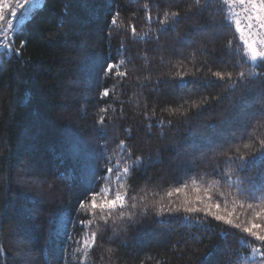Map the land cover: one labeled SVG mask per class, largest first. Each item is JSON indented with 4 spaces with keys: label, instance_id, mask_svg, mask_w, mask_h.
Wrapping results in <instances>:
<instances>
[{
    "label": "trees",
    "instance_id": "trees-1",
    "mask_svg": "<svg viewBox=\"0 0 264 264\" xmlns=\"http://www.w3.org/2000/svg\"><path fill=\"white\" fill-rule=\"evenodd\" d=\"M203 4L205 0H200ZM42 5L39 15L30 24L25 23V34L16 36L12 50L19 52L0 54V202L6 197L8 203L0 232L6 255L0 254V264H19L13 229L19 224L17 213L24 205L18 187L20 162L29 158L21 151L19 141L37 126L33 112L43 120L30 157L65 173L72 184L58 209L65 219L73 218L76 199L94 186L93 174L103 177L100 188L127 191L133 199L126 205L136 206L113 210L107 217L111 228L105 230L106 211L93 214L90 202H86L74 218L84 221V226H69L67 238L62 229L54 239H49L52 225L46 215L52 208L48 206L45 213L27 221L30 228L38 225L37 231L31 229L35 256L29 261L56 264L63 248L71 264H201L199 256L228 234L233 264H264V257L253 252L257 248L264 252V245L253 243L242 232H232L206 213L165 217L163 224L155 215L160 204L194 201L197 187L212 191L214 200H205V204L219 199L220 214L225 206L231 211L237 198L228 195L236 191L229 184L245 179V174L222 159L216 148L233 139L229 129L221 127V120L233 112L245 89L260 86L264 61L253 64L228 20L222 29L210 31L204 38L193 33L192 39H179L191 31L192 25L220 21L222 0H212V7L204 15L192 19L184 13L195 0H91L89 9L82 8L79 0H45ZM112 9L119 15L108 37L104 28ZM175 12L181 16H173ZM223 12L227 15L226 8ZM165 13L167 24L163 23ZM147 15L153 17L151 22L145 19ZM133 24L136 35L131 34ZM24 38L28 44L21 48L19 41ZM213 58L216 60L212 63ZM106 59L118 67L101 75ZM210 70L231 71L233 76L221 82L211 77ZM240 71L245 73L244 80L238 79ZM120 72L126 75L118 76ZM182 72L188 73V78L176 87V74ZM104 89L109 95L100 99ZM250 115L246 117L239 108L233 113L241 127ZM101 118L103 132L98 123ZM254 134L264 138V121ZM69 135L88 145L87 169L77 154L78 145L66 139ZM247 151L241 147L240 154ZM133 161L137 162L135 170L118 180L123 168H133ZM103 167L114 169V173L103 172ZM217 167L229 172L231 180L225 182L220 175H212ZM192 180L197 183L193 185ZM185 183L190 185L188 189L172 197L167 195ZM261 194L251 191L253 198ZM120 211L132 215L120 216ZM244 219L240 216L236 222ZM88 220L94 226H89ZM91 231H103L104 235L95 250L89 249L85 260L82 241ZM218 249L213 250V264L227 255L223 243Z\"/></svg>",
    "mask_w": 264,
    "mask_h": 264
},
{
    "label": "snow or ice",
    "instance_id": "snow-or-ice-1",
    "mask_svg": "<svg viewBox=\"0 0 264 264\" xmlns=\"http://www.w3.org/2000/svg\"><path fill=\"white\" fill-rule=\"evenodd\" d=\"M163 3H168L169 0H162ZM115 3V0H113ZM79 4L84 9H89L91 0H79ZM44 5L40 0H0V47L5 49H11V44L7 41L13 40L16 36L24 35L27 25L39 15V10ZM209 7H212V0H205V4L200 5V0H195V5L189 7L184 13L187 18L192 19L204 15ZM227 9V15L224 14L223 9ZM238 8L240 12H243V19L240 17V12L233 9ZM69 11L66 6L64 9L65 14ZM221 19L220 21H212L205 25H192L191 31L186 33L185 36L179 39H192L193 33H196L200 38H204L210 31L222 29L228 22L233 26L234 31L238 34L240 40L243 42L244 47L247 50L248 58L252 61H264V0H222V7L220 9ZM119 15V11L112 9L109 12L105 21L104 32L105 35L110 37V28L117 24L116 17ZM135 15V13H133ZM173 16L179 18L180 12L172 13ZM145 19L149 22L153 17L147 15ZM160 23L159 17L156 18ZM168 14H164L163 23L167 24ZM63 28V24L60 26ZM131 34L136 35V26L133 24L130 26ZM166 30V29H165ZM8 33H12L11 36ZM158 44L159 37L156 38ZM20 47L23 48L28 44V39L24 38L19 41ZM19 52V49L12 50ZM235 59V57H233ZM216 60L213 58V61ZM120 65H123V61H120ZM118 65L111 60H105L101 65V75L112 73ZM211 77L221 82L231 79L233 73L231 71L225 73L223 71H211ZM88 70L85 66V75L87 76ZM118 76H125L126 74L120 72ZM188 73L182 72L176 74V87L181 85V82L188 78ZM238 79L244 80L245 73L240 71L238 73ZM109 95L108 89H104L100 94V99ZM29 101L26 100L27 104ZM234 110L230 114L226 115L221 120V127L229 129L233 139L229 140L225 144H221L216 150L221 155L222 159L226 160L230 165L235 164L237 169L245 174V179L240 180L235 184H229V187H235V193H228L229 196L234 195L237 201L234 202V206L231 211L225 210L223 214H220L222 204L219 199H216L214 203L205 204L204 201H213L214 196L210 188L201 189L197 187L195 191L198 193L194 201H186L184 204H175L165 206L160 204L157 208L155 215L160 218V223H165V217H174L181 213L198 214L206 213L212 217L215 221L225 224L232 232H242L246 234L248 238H252L253 243L264 245V138H258L254 131L258 124L264 121V79L261 80L259 87L253 89H245L239 99L233 106ZM239 108L240 113H243L246 117L250 115L245 126L241 127L237 124L236 119L233 117L234 111ZM33 116L36 118L35 129H29L23 139L19 141L20 149L26 155H29L28 159H22L21 171L22 177L18 183L19 197L24 202L23 209L17 214L20 218L19 224L13 229L17 250L19 252V264H28L29 260L35 256L34 249V237L30 226L27 221L30 218H34L37 214L45 213V209L51 206L52 212L50 215H46V220L52 225V234L49 239H54L59 235V232L65 230L67 238V229L69 226L75 227L79 225L84 226V221H78L74 218L85 208L86 202H90L93 214L96 210L106 211L105 216V230H110L111 225L107 223V217L111 215L113 210L128 208H135V204H127L126 201L133 199L127 191H114L110 188H100L103 183V177L98 175H92V182L94 186L84 192V194L78 197L75 201L73 213L71 219H65L58 209L61 207L62 201H64L70 194L72 188L71 182L65 176V173L57 169H49L46 165L42 164L37 159H32L30 154L34 153V142L38 139L42 128L40 124L43 118L37 112H33ZM101 126V132L105 129L104 118L98 122ZM242 130V131H240ZM69 143H76L77 154L81 157L82 165L85 169L89 167L90 161L88 159V145L74 141V138L69 135L67 138ZM239 141V144L236 142ZM241 147L247 151V154H240ZM125 150L126 147H125ZM233 152L235 155L228 156L227 153ZM136 161H133V168H123V174L118 176L120 180L123 176H126L130 171L135 170ZM103 172L111 175L114 173V169L103 167ZM212 175H220L222 179L227 182L231 180V174L225 172L223 169L217 167L212 170ZM196 180H192V184L195 185ZM189 184L185 183L182 187H176L173 191L167 193L169 197L174 194H179L183 190L188 189ZM252 190H259L262 194L253 198L251 195ZM204 192V195L199 193ZM221 196L224 193H220ZM100 198L99 201L97 198ZM203 204V207L200 205ZM31 205V207H29ZM39 206V207H38ZM238 210H242L237 215ZM8 213V203L6 197L0 202V232L4 228V217ZM131 217L132 213L127 214L124 211H120V216ZM240 216L245 217L241 222ZM89 226H94L92 220H88ZM103 231H91L88 234V238L83 240L84 257L88 258L89 249L95 250L99 246L98 241L103 239ZM227 235L223 234V239L215 241L207 251L199 256L201 264H213L214 249L219 250L218 246L223 243L224 249L227 255L219 262V264H233L232 252L227 243ZM207 239V237H205ZM201 244L204 240L200 241ZM130 246V245H126ZM47 248V244L44 245ZM254 253H258L264 257V252L253 249ZM0 254H4L3 243L0 242ZM55 256V252L51 253ZM56 264H71L68 260L65 251L61 248L58 257H56Z\"/></svg>",
    "mask_w": 264,
    "mask_h": 264
},
{
    "label": "built area",
    "instance_id": "built-area-1",
    "mask_svg": "<svg viewBox=\"0 0 264 264\" xmlns=\"http://www.w3.org/2000/svg\"><path fill=\"white\" fill-rule=\"evenodd\" d=\"M44 1L45 0H40V2H41V4H43L44 3ZM234 11H237V12H240V10L238 9V8H235V9H233ZM243 12H240V17H241V19H243ZM27 21H25V23H26ZM8 35L9 36H11L12 35V33H8ZM15 39H16V37L13 39V40H11V41H7L8 43H10L11 44V49H12V47H13V44H14V42H15ZM8 54V55H10L11 54V50H9V49H5L4 47H0V54Z\"/></svg>",
    "mask_w": 264,
    "mask_h": 264
},
{
    "label": "rangeland",
    "instance_id": "rangeland-1",
    "mask_svg": "<svg viewBox=\"0 0 264 264\" xmlns=\"http://www.w3.org/2000/svg\"><path fill=\"white\" fill-rule=\"evenodd\" d=\"M251 61H252V60H251ZM257 62H258V61H254L253 64H256ZM70 178H72V177L70 176ZM31 229H32L33 231H37V230H38V225L35 224V225L31 226ZM28 264H37V263H36V261L34 262V259H33V261H29Z\"/></svg>",
    "mask_w": 264,
    "mask_h": 264
}]
</instances>
